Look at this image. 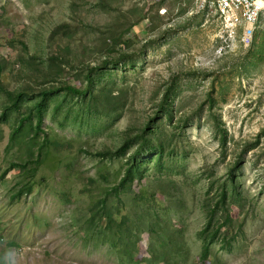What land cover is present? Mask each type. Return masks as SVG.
Here are the masks:
<instances>
[{
    "label": "rangeland",
    "instance_id": "obj_1",
    "mask_svg": "<svg viewBox=\"0 0 264 264\" xmlns=\"http://www.w3.org/2000/svg\"><path fill=\"white\" fill-rule=\"evenodd\" d=\"M193 5L0 0V264H134L111 240L99 242L97 232L86 231L89 206L103 188L120 182L131 158L142 174L122 193L127 206L116 200L119 219L156 209L185 226L187 264H193L202 250L198 233L207 221L203 201L210 180L216 176L221 183L232 173L246 193L247 199L234 200L232 212L235 224L244 226L231 250L220 237L213 253L223 264H264V14L244 45L221 39L219 21L192 16ZM135 7L148 18L126 36L134 41L127 47L131 56L105 64L114 56L108 36L128 16H138H124ZM112 13L120 18L114 21ZM61 51L71 64L63 77L50 79L48 56ZM61 84L95 91L112 85L122 96L119 102H95L90 92L62 88L49 97L39 125L38 90ZM143 132L146 138L138 136ZM46 137L60 144L41 152ZM126 140L127 149L117 154ZM101 149L113 153L95 156ZM92 179H98L93 187ZM167 179L179 184L174 193L186 208L150 198L168 188ZM141 193L146 200L136 202Z\"/></svg>",
    "mask_w": 264,
    "mask_h": 264
},
{
    "label": "trees",
    "instance_id": "obj_2",
    "mask_svg": "<svg viewBox=\"0 0 264 264\" xmlns=\"http://www.w3.org/2000/svg\"><path fill=\"white\" fill-rule=\"evenodd\" d=\"M113 3V1H111ZM116 12H121L120 7H113ZM137 11L138 16L135 19L130 18L128 15H132V12ZM160 7L158 8V14ZM110 12V11H109ZM113 12V11H112ZM124 16H128V21L123 24L122 29L118 33L111 32L107 38V49L109 54L108 59L104 61L105 64L112 62L118 63L127 59L131 54L127 51V47L134 41L131 38H127L128 33L133 29L137 23L147 17V12L144 8L135 7L134 11L129 10L125 12ZM114 21L120 18V15L112 13ZM69 25V23H68ZM66 23H63L62 27H65ZM109 29V28H108ZM58 31V30H57ZM57 31L54 33L57 34ZM122 46V51L120 47ZM119 49L117 51L116 49ZM24 49L29 52L28 45L24 44ZM68 50V49H67ZM67 53L61 51L60 53L51 52L48 56V65L46 68L51 70L52 76L50 79H58V76L63 77L65 71V64L70 65V57L66 56ZM96 67H92L91 71H94ZM3 63L0 60V85L3 86L2 81ZM91 73V72H90ZM88 82L92 83V75H88ZM65 88L72 93H85L90 92L92 101L98 102L103 99L107 102H119L122 95L119 90H115L112 85L106 89L100 88L95 91L90 87L80 90L70 84H61L59 86H44L39 89L40 99L35 103L36 115L39 125L42 123L43 114L49 97L56 91ZM18 96H21L23 91L15 92ZM19 126L16 130H20ZM145 132V131H144ZM144 132L138 136L146 138ZM59 145L60 141L49 140L47 137L42 143L41 152L48 149L49 145ZM128 141L118 149L119 152H123L128 147ZM112 149H101L95 151V156H103L112 154ZM233 170V168H231ZM136 174H142L139 168V163L136 158H131L129 167L126 174L122 176L120 182L112 188H103L97 195V198L89 206V218L87 220L90 225L87 227V233L91 231L97 232L99 242H112V245L116 247L122 254L127 256L128 260L134 264H187L190 260V247L187 244L185 236V226L178 225L169 218L161 216L156 209H147L139 216H133L131 213H122L119 219L117 215L120 209L115 210L116 200L122 201L124 208L127 206V202H123L122 193L127 192V187L130 186ZM144 175H142V178ZM232 173L228 180H224L219 183L218 178L215 176L210 180V185L205 193L203 208L206 213L207 221L204 227L198 233V236L203 240L202 250L197 261L193 264H223L222 259L217 253H213V245L223 237L225 245L228 250L234 247V241L237 238V233L243 230L244 224H235V219L232 214L234 200H242L246 198V193L243 194L240 189V182L237 181ZM166 180V179H165ZM168 180V188L157 191H152L150 198L157 199L161 197L162 201L166 205H172L178 208H186L184 200H182L181 194L178 192L179 184L174 179ZM92 187L94 184H98V179H92ZM219 183V184H218ZM178 186V187H176ZM174 187L176 191H170V188ZM180 192V191H179ZM182 193V192H180ZM142 196V197H141ZM247 199V198H246ZM146 197L144 193H141L139 198H135L136 202L145 201ZM246 203H241L239 206L244 208ZM5 225L0 227V230H4ZM147 236V239H146ZM145 240L143 246L142 242ZM224 245V244H223ZM213 259L211 260V256Z\"/></svg>",
    "mask_w": 264,
    "mask_h": 264
},
{
    "label": "built area",
    "instance_id": "obj_3",
    "mask_svg": "<svg viewBox=\"0 0 264 264\" xmlns=\"http://www.w3.org/2000/svg\"><path fill=\"white\" fill-rule=\"evenodd\" d=\"M189 13L217 19L218 36L226 42L249 45L259 19L264 14V0H194ZM240 30L241 35L237 36Z\"/></svg>",
    "mask_w": 264,
    "mask_h": 264
}]
</instances>
